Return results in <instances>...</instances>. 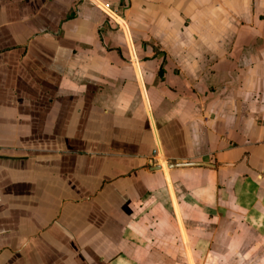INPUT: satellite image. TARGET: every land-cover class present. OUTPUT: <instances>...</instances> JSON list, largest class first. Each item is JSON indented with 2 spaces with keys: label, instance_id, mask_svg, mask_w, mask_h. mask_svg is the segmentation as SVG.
Wrapping results in <instances>:
<instances>
[{
  "label": "crops",
  "instance_id": "obj_1",
  "mask_svg": "<svg viewBox=\"0 0 264 264\" xmlns=\"http://www.w3.org/2000/svg\"><path fill=\"white\" fill-rule=\"evenodd\" d=\"M178 237L264 264V0H0V264Z\"/></svg>",
  "mask_w": 264,
  "mask_h": 264
},
{
  "label": "rangeland",
  "instance_id": "obj_2",
  "mask_svg": "<svg viewBox=\"0 0 264 264\" xmlns=\"http://www.w3.org/2000/svg\"><path fill=\"white\" fill-rule=\"evenodd\" d=\"M176 239L177 240H176L175 245L171 244V245H173L175 247V250H176V258H175L174 261H176V264H187L186 263V259L184 258L183 250L179 246V244H180L179 240H178L179 237L176 238ZM193 261H194L195 264H201V260H199L198 258H195ZM157 264H164V263L160 262V263H157Z\"/></svg>",
  "mask_w": 264,
  "mask_h": 264
},
{
  "label": "water",
  "instance_id": "obj_3",
  "mask_svg": "<svg viewBox=\"0 0 264 264\" xmlns=\"http://www.w3.org/2000/svg\"><path fill=\"white\" fill-rule=\"evenodd\" d=\"M192 166V165H196V163H179V164H169V167H181V166ZM160 166H156V169H159Z\"/></svg>",
  "mask_w": 264,
  "mask_h": 264
},
{
  "label": "built area",
  "instance_id": "obj_4",
  "mask_svg": "<svg viewBox=\"0 0 264 264\" xmlns=\"http://www.w3.org/2000/svg\"><path fill=\"white\" fill-rule=\"evenodd\" d=\"M103 8H104V9H107V10H111L109 4H104V5H103ZM108 16H109V15H108Z\"/></svg>",
  "mask_w": 264,
  "mask_h": 264
}]
</instances>
